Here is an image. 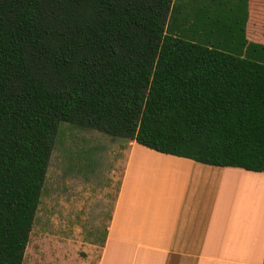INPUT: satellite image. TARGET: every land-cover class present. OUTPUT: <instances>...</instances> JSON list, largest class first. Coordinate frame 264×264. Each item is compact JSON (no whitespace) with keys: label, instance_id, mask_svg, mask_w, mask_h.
<instances>
[{"label":"trees","instance_id":"obj_1","mask_svg":"<svg viewBox=\"0 0 264 264\" xmlns=\"http://www.w3.org/2000/svg\"><path fill=\"white\" fill-rule=\"evenodd\" d=\"M171 4L0 0V264H23L61 122L264 172V45L185 37Z\"/></svg>","mask_w":264,"mask_h":264},{"label":"crops","instance_id":"obj_2","mask_svg":"<svg viewBox=\"0 0 264 264\" xmlns=\"http://www.w3.org/2000/svg\"><path fill=\"white\" fill-rule=\"evenodd\" d=\"M168 23L214 43L218 26L211 32L208 23H223L225 49L245 52L244 42L264 45V0H172ZM122 145L124 168L95 264H264L263 171L204 164L135 140Z\"/></svg>","mask_w":264,"mask_h":264},{"label":"rangeland","instance_id":"obj_3","mask_svg":"<svg viewBox=\"0 0 264 264\" xmlns=\"http://www.w3.org/2000/svg\"><path fill=\"white\" fill-rule=\"evenodd\" d=\"M218 27L223 38L224 24ZM125 141L59 124L23 264H95L124 168Z\"/></svg>","mask_w":264,"mask_h":264}]
</instances>
